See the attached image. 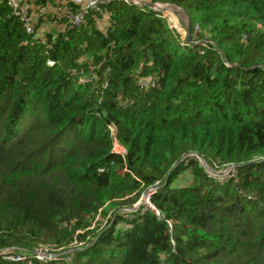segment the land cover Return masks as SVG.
Instances as JSON below:
<instances>
[{"label": "trees", "instance_id": "1", "mask_svg": "<svg viewBox=\"0 0 264 264\" xmlns=\"http://www.w3.org/2000/svg\"><path fill=\"white\" fill-rule=\"evenodd\" d=\"M20 1L33 34L0 0V264H264V0H115L78 25ZM144 4L187 11L195 44Z\"/></svg>", "mask_w": 264, "mask_h": 264}, {"label": "built area", "instance_id": "2", "mask_svg": "<svg viewBox=\"0 0 264 264\" xmlns=\"http://www.w3.org/2000/svg\"><path fill=\"white\" fill-rule=\"evenodd\" d=\"M69 2L78 5L81 7V13L74 17V23L76 25L80 24L83 20L84 15L87 13L88 10L92 8H98L101 5L113 2L115 0H68ZM8 5L12 8L14 14L18 16L24 23H25V29L28 34L34 33V19L33 15L30 13L29 8L26 6L25 3H22L20 0H8ZM114 152L116 154H119L124 157L125 150L121 148L118 144V142H115ZM159 182L155 183L154 186L149 188L146 193H144L139 201L138 204L135 205L134 209H127V211H135L138 209L141 205H145L148 208L155 209V207L151 203V197L154 195L158 189ZM108 219V218H107ZM106 219V220H107ZM100 220V216H98L95 220V223ZM100 222V221H99ZM108 221L105 222L101 230L106 226ZM95 225L91 227V230H93ZM81 232H78V234ZM77 245L76 247H84L87 243L85 241L83 242H75ZM55 254H50L46 251L39 250L34 253V258L40 261H48V260H58L61 258L59 256L58 258H53ZM4 258L10 261L18 262V263H26L27 259L24 255H16L13 254L11 251L6 250L4 252ZM32 264V263H29Z\"/></svg>", "mask_w": 264, "mask_h": 264}, {"label": "water", "instance_id": "3", "mask_svg": "<svg viewBox=\"0 0 264 264\" xmlns=\"http://www.w3.org/2000/svg\"><path fill=\"white\" fill-rule=\"evenodd\" d=\"M131 1H134V0H131ZM144 6L147 8L154 9L155 11L169 12V13H174L175 15H177L180 18L181 22H183V24H184L188 41L190 43H192V45L195 44L193 42V37H192L191 17L187 13V11H185L183 8L178 7L176 5H165V6H167V8L163 9V8H160V5H158V4H144Z\"/></svg>", "mask_w": 264, "mask_h": 264}, {"label": "rangeland", "instance_id": "4", "mask_svg": "<svg viewBox=\"0 0 264 264\" xmlns=\"http://www.w3.org/2000/svg\"><path fill=\"white\" fill-rule=\"evenodd\" d=\"M160 8H167V6L165 5H161ZM166 16H170V24L172 27H176L177 29H179V31L181 32V34L184 36V29L182 28V25L179 23L180 19L177 18V21H176V18L173 14H170L169 12H164ZM204 163V162H202ZM205 164V163H204ZM210 172L212 173V170L210 169ZM230 173V169H225V170H221V171H218V172H214L212 174L216 175L217 177L218 176H222V175H228ZM54 257L53 258H58L59 256H61V254H57V253H54ZM49 261V260H48Z\"/></svg>", "mask_w": 264, "mask_h": 264}, {"label": "clouds", "instance_id": "5", "mask_svg": "<svg viewBox=\"0 0 264 264\" xmlns=\"http://www.w3.org/2000/svg\"><path fill=\"white\" fill-rule=\"evenodd\" d=\"M158 5H162V4H158ZM178 17V16H177ZM178 19H180L179 17H178ZM181 21V20H180ZM180 21H179V23H180ZM115 142H118L116 139H115V141H114V147H115ZM118 144H119V146L121 147V148H123L124 150H125V155H124V157L123 156H121V155H119V154H116L115 152H114V147H113V153H115L116 155H119V156H121L124 160H125V158H126V149L118 142ZM212 173H214L213 171H212ZM223 176V175H222Z\"/></svg>", "mask_w": 264, "mask_h": 264}, {"label": "crops", "instance_id": "6", "mask_svg": "<svg viewBox=\"0 0 264 264\" xmlns=\"http://www.w3.org/2000/svg\"><path fill=\"white\" fill-rule=\"evenodd\" d=\"M176 21H177V18H176Z\"/></svg>", "mask_w": 264, "mask_h": 264}]
</instances>
